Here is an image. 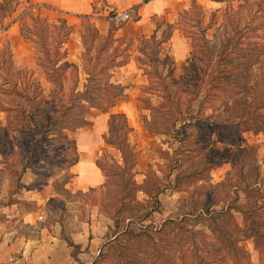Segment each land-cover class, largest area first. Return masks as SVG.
<instances>
[{"label":"rangeland","instance_id":"obj_1","mask_svg":"<svg viewBox=\"0 0 264 264\" xmlns=\"http://www.w3.org/2000/svg\"><path fill=\"white\" fill-rule=\"evenodd\" d=\"M18 1L0 12V19ZM185 4L173 5L166 16L153 17L145 35L140 31L142 26L135 25L136 15L131 8H125L130 12L128 18L117 19L118 10L75 15L29 5L17 14L18 26L14 31L4 32L8 18L0 24V46L9 47L16 70L27 71L18 79L21 82L28 76L38 79L44 94L48 95L53 84L43 71L46 63L43 52L45 49L52 52L55 46L64 55L58 64L66 61L63 98L76 76L73 64L78 67V88H82L86 76L82 68V34L87 35L91 28L98 33L93 47L104 46L102 57L111 52L117 54L118 64L107 72L111 73L110 79L121 80L124 86L115 106L107 111L91 107L86 114L87 123L72 129H55L48 137L41 135L29 102L15 98L27 108L36 151L32 152L28 144L31 137L27 131L19 130L20 135L18 130L6 129L0 134L3 153L13 161L17 171L24 158L16 154L22 151L14 142V135H20L18 141L34 156L27 159L29 164L20 170L22 175L14 182L0 154V251L3 252L0 264H164L152 256L148 235L172 249V264H241L245 260L264 264L263 239L246 228L240 210L231 208L235 221L225 215L219 218V227L242 246L234 251L227 249L229 240L213 228L208 217L209 213L216 215L211 209L238 203L261 221L254 226L264 231V129L243 130L246 124L236 123L239 119L234 118L235 109H241L242 101L250 98L245 91L235 93L230 86L235 83L245 89L244 85L250 83L259 90L256 82L261 81L264 45L254 44L252 48L243 41H264V26H258L264 21V1L222 0L205 4L186 0ZM97 7L94 5V12L100 11ZM35 15L40 17L38 22ZM174 27L190 42L188 54L181 58L172 56L165 44ZM229 33L233 39L241 37V45L247 47L241 49L251 56L240 59L251 63L241 66L235 57L226 59L231 72L226 73V84L213 86L208 78L215 70L222 40ZM201 73L203 81L198 83ZM5 77L0 65V83H4ZM259 86L264 90L262 84ZM191 95L194 98L188 102ZM11 97L0 87V105L15 104ZM175 104L184 111L183 117L173 111ZM114 109L123 111L133 127L126 132L123 126L118 133L119 140L127 136L137 150L136 164L127 168L132 172L130 178L128 171L121 177L116 174L118 167H109L114 165L113 158L121 162L120 151L102 137L97 141L95 159L103 162L110 174L94 188H80L72 182L69 170L70 162L79 156L75 147L87 142L98 113L105 119L104 131L108 134L109 112ZM45 112L43 116L48 121L49 108ZM6 113L12 111L0 110V128L7 124ZM260 124L264 127V121L260 120ZM9 141H13L11 149ZM125 178L134 180L136 185L130 186L131 196L125 199L127 208L119 214L115 226L114 208ZM157 188L162 190L155 193ZM10 199L12 202L7 203ZM211 199L218 203L210 202L208 210H204L203 204ZM128 209L136 213L130 219L126 217ZM147 210L149 215L142 217ZM167 218L171 219L160 230ZM69 241L76 243L78 250Z\"/></svg>","mask_w":264,"mask_h":264},{"label":"trees","instance_id":"obj_2","mask_svg":"<svg viewBox=\"0 0 264 264\" xmlns=\"http://www.w3.org/2000/svg\"><path fill=\"white\" fill-rule=\"evenodd\" d=\"M14 0H3L0 2V12L4 11L5 8L8 6L10 7L12 2ZM264 1V0H262ZM7 9V8H6ZM260 9V8H259ZM36 22L40 20V17L36 16L34 17ZM264 21L258 23L259 27L264 26ZM233 33V32H232ZM232 33H229L225 36V38L222 40L221 47L219 49L218 55L216 57V63H215V70L213 73H210L208 82L210 85L213 86H223L226 84V73H231L229 69L227 68V63L225 62L228 58H234L235 60L241 65H248L251 63V61H246L244 59L247 56H251V53H247L241 49V46L246 47V44H249L248 46L252 47V45H258L263 46L264 41H258L257 39H245L246 41H243L246 43L245 45H241L240 43L241 37L237 35L235 39L232 37ZM86 32L82 34L83 38V44H84V52H83V63L82 68L84 72L86 73L85 76V82L82 84V88H78V67L76 64H73V68L75 69L76 76L72 81V84L69 87L68 94L65 98H63V79H64V72H65V63L66 61H62V64L59 63L64 55L62 51H60L59 47L56 48V46L53 48L52 52L45 49L44 50V59L46 60L44 64L43 71L45 72V77L48 81H50L53 84L52 89H50L48 95L44 94V89L40 83V81L34 77L28 76L26 80L21 82V80L18 79V76L21 75V73H25L27 71H21V69H15L12 53L11 50L7 45L0 46V65L3 68L4 72L6 73L4 83H0L1 91L7 95H11V101L14 102L12 106H5L0 105V110L2 111H9L11 110L12 113H6V121L7 124L3 125L0 128V134L3 133V131L9 130L10 132H13L15 130L20 131H27L28 136L31 137L30 144L32 148V152L36 151V145L34 141H31L34 139L35 135L33 133V127L32 123L29 120V118L26 115L27 108L19 101L16 100V97L25 98L29 104H30V110L32 114L36 116L35 120L38 124L39 128L41 129L40 133L43 136H49V134H52L55 132V129H72L75 126H80L84 123H87L86 121V114L90 112L91 107H96L102 110L107 111L109 107L113 106L115 104L116 98L122 94V88L124 87L123 84L120 82H116L112 79H110L111 73L107 72V69L111 67L112 65H117L118 60H116L117 54H114V52H111L107 54L105 57H102L101 53L104 50V46L98 45L97 47H93V43L98 37V33L94 28L90 29V32L85 35ZM88 36V37H86ZM107 37V35H106ZM105 37V38H106ZM163 41V40H161ZM240 46V47H237ZM247 48V47H246ZM253 48V47H252ZM261 48H259L255 52H259ZM92 50L94 52L92 53ZM50 52V53H49ZM64 63V65H63ZM47 64L50 65V67H47ZM63 65V66H62ZM261 81L256 82V88H259V90L253 89L252 85L248 83L247 85H244L246 88L243 89L240 85H237L235 83H232L231 88L235 90V93L244 92L247 95V97L250 98L249 101H242L241 109L236 108L234 118L238 117L239 121H236V123L241 124L244 122L246 125L243 127V130H257V129H264V127L261 126L260 120L264 121V90H261L259 84L263 85L264 88V67H263V60L261 61ZM237 72H232V74H235ZM30 75V74H29ZM102 75V77H101ZM104 75V76H103ZM8 80H13L10 85H6L5 83ZM198 80L200 82L203 81V76L201 73V76L198 77ZM220 81L217 82L216 81ZM208 89L206 88L205 93H208ZM206 96V95H204ZM194 98V95H191L190 98H188V102ZM235 100V98H234ZM51 107V109H50ZM79 107V108H78ZM49 108L50 114V120L45 121V117L43 115L46 114V110ZM188 110V107L186 108ZM173 111H177L179 117H183L184 114L179 107V104H175V108ZM71 114V118L70 117ZM12 115L14 117H12ZM241 117V120H240ZM118 120L119 122L117 123ZM47 122V123H45ZM108 134L103 133L102 137L103 140L116 147L120 151L121 156V162H119L118 159L113 158L114 165L109 164V167L111 168H117L119 171L116 172V174L123 177L126 172L128 171L127 168H132L136 164V152L137 150L134 148V146H131L127 136L123 140H119V131L124 126L126 129V132L131 130L132 127L128 123V119L123 111H110L109 117H108ZM21 124V125H20ZM226 125H229V123H225ZM151 128V127H149ZM2 131V132H1ZM19 131V134L21 135ZM20 135L16 136L14 135V142L18 144L21 148L22 153L18 151L16 154L18 156H22L23 162L20 164L21 169L23 170L24 167H26L29 163L27 159L34 158V156L29 155L26 145L22 141H18V137ZM64 137L66 138L67 132H63ZM16 138V139H15ZM50 138V137H49ZM13 141H9L8 148L11 149ZM75 152L77 153V149L75 147ZM0 154L3 155L4 159L3 162L5 163V166L8 170H10L13 174L14 182H17L22 173L17 171L15 164H13L12 160H8V156L6 153H3V149L0 146ZM133 158V162L130 164L129 159ZM78 158L75 156L73 160L70 162V164L74 163ZM96 164L100 167L104 175L108 176L110 172L107 170L106 165L101 162L99 159H96ZM112 170V169H111ZM129 178L131 171H128ZM125 178L122 183V188L120 189L117 197L118 205L114 208L115 212V226L118 225V217L119 214H121L123 211L126 210V201L125 199L131 196V187L136 185V182L132 179ZM132 180V181H131ZM94 188V187H90ZM162 189L157 188L155 190V193L158 191H161ZM148 192V191H146ZM149 193V192H148ZM151 195V193H149ZM236 197V194H235ZM156 202H158L157 197H155ZM12 200L10 199L7 203H11ZM211 202L212 204L218 203V201L211 199L205 206L204 210H208V206ZM231 208H234L236 210H240L242 215L246 219V228L250 230L252 235L257 236L258 238L263 239L264 243V231L259 230L255 226L257 224H261V221L257 220L253 215H250L247 209H242L241 206L238 203H232L230 205L222 206L219 210L211 209L212 212H216V215L213 213H209L208 217L212 221V224L214 225L213 228L217 229L218 232L225 238L228 239V247L227 249L230 251H234L235 249H239V247H242L237 244V241H234V238L229 236V233L225 231L221 226L219 227L220 219L224 215L232 218L233 221H235L233 214L231 212ZM203 210V208H202ZM129 215H126L127 218H132V216L136 215L132 211V209H128ZM149 210L143 211L142 217H146L149 215ZM167 218L162 223V227H160V230L164 229V226L170 221ZM255 225V226H254ZM183 226V225H179ZM238 227V226H237ZM150 241H151V251L152 256L155 259H161L163 260L164 264H172L174 261L170 257L172 254V249L167 248L162 244V242L155 241V238L151 235H148ZM69 244H71L74 248H77L78 245L74 243L73 241H69ZM224 248L225 245H224ZM75 252V251H74ZM197 252V247H195L194 253ZM74 255V254H73ZM241 264H250L249 260L242 261Z\"/></svg>","mask_w":264,"mask_h":264},{"label":"crops","instance_id":"obj_3","mask_svg":"<svg viewBox=\"0 0 264 264\" xmlns=\"http://www.w3.org/2000/svg\"><path fill=\"white\" fill-rule=\"evenodd\" d=\"M200 1L205 4H212L215 1L222 0ZM185 2L186 0H19L18 3L16 2L14 8L10 9L8 13L2 14L0 24L3 23L6 18H8L9 21L5 22V25H3L4 32H10L11 30L14 31L16 26H18V19L16 17L17 14L22 9V11H24L29 5L50 7L53 10L73 13L75 15H91L93 13L104 14L103 12L106 13L110 10L119 11L121 9L131 8L133 13L136 15V19L134 21L135 25H141L142 29L140 31H144L145 35V31L148 30L150 20L153 17L166 16L167 14H170L173 5L181 3L182 6H186ZM96 4L98 5L97 9H100L99 12H94V5ZM165 44H167L168 52L175 58H181L187 55L190 50V42L188 38L184 36L177 27L172 29ZM129 63L130 62L127 64L129 65ZM113 80H116V82L121 81L115 78ZM131 99L132 98L130 97L129 99L125 100V102L129 103ZM116 103L117 102L115 101L113 106H115ZM113 111L117 110L114 109ZM105 124V119H103L98 113L95 116L94 122L92 124L93 130L90 134H88V138H86L87 142L81 145L76 143L78 145L77 152L79 156L74 163L69 165V170L72 173V182L80 188L93 187L104 182L105 175L100 167L96 164L95 150L96 145L98 144L97 141H99L100 138H102V134L105 133ZM62 249L66 248L62 247ZM2 253L3 252L0 251V254ZM4 257L6 256L4 255Z\"/></svg>","mask_w":264,"mask_h":264},{"label":"built area","instance_id":"obj_4","mask_svg":"<svg viewBox=\"0 0 264 264\" xmlns=\"http://www.w3.org/2000/svg\"><path fill=\"white\" fill-rule=\"evenodd\" d=\"M130 16V12L128 9H125L123 11H118L117 14L115 15V17L117 19H126Z\"/></svg>","mask_w":264,"mask_h":264}]
</instances>
